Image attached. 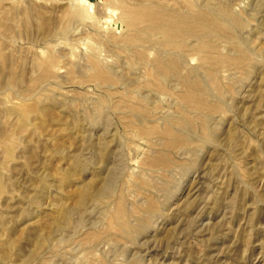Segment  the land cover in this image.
Returning <instances> with one entry per match:
<instances>
[{
	"label": "rangeland",
	"instance_id": "rangeland-1",
	"mask_svg": "<svg viewBox=\"0 0 264 264\" xmlns=\"http://www.w3.org/2000/svg\"><path fill=\"white\" fill-rule=\"evenodd\" d=\"M0 264H264V0H0Z\"/></svg>",
	"mask_w": 264,
	"mask_h": 264
}]
</instances>
